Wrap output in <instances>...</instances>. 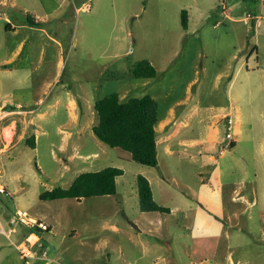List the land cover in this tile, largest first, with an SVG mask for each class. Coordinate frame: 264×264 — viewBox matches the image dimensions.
Listing matches in <instances>:
<instances>
[{
  "label": "rangeland",
  "instance_id": "1",
  "mask_svg": "<svg viewBox=\"0 0 264 264\" xmlns=\"http://www.w3.org/2000/svg\"><path fill=\"white\" fill-rule=\"evenodd\" d=\"M215 3L0 0V183L10 193L0 194V264H264L260 73H250V87L242 93L249 101L241 102L236 144L225 148L218 141H208L206 134L211 118L207 108L222 104L225 114L230 111L228 80L216 88L213 76L229 61L227 55L235 54L231 64L237 63L236 69L241 65L244 74L247 67L250 71L257 67L256 53L249 55L256 45L258 67H264V0H226L234 18L258 14L257 35L249 45L252 19L245 23L222 18L214 27L208 13L215 11ZM182 9L193 14L186 30L181 25ZM34 19L41 22L33 26L40 27H28L21 59L5 68L2 61L12 41L5 35L4 22L31 25ZM242 56L248 63L238 60ZM142 59L156 68V77L131 76V65ZM203 66L208 68L204 75ZM192 76L196 80L185 106L189 117L179 135L189 143L181 145L173 138L166 152L160 120L157 166L134 161L127 151L110 147L94 135L97 99L111 93L121 100L149 94L162 117ZM68 97L79 102L77 122L67 120ZM57 99L61 104L53 107ZM194 104L197 111L191 113L188 107ZM9 109L20 112L2 111ZM41 112L44 118L39 117ZM230 115L233 133L235 118ZM24 117H33L34 123ZM11 123L12 135L6 143L4 133ZM215 126L217 135L225 137L226 121ZM30 134L36 136L34 148L26 141ZM107 166L123 170L113 195L39 199L43 190L67 187L80 172ZM139 174L149 180L155 202L169 212L141 210ZM17 211L49 227L32 229L46 249L45 258H28V263L21 258L18 244L29 234ZM29 238L27 243L35 236Z\"/></svg>",
  "mask_w": 264,
  "mask_h": 264
},
{
  "label": "trees",
  "instance_id": "2",
  "mask_svg": "<svg viewBox=\"0 0 264 264\" xmlns=\"http://www.w3.org/2000/svg\"><path fill=\"white\" fill-rule=\"evenodd\" d=\"M180 17L181 25L186 30L188 11L182 9ZM40 22L34 19L30 24L39 25ZM130 74L134 79H148L156 77L157 70L149 61L142 59L131 65ZM93 107L97 122L91 129L100 141L110 147H119L127 151L134 161L143 165L154 167L158 165L155 126L160 115L158 103L151 95L121 100L117 93H111L97 99ZM26 141L32 148L35 147L34 134H31ZM230 145L234 146L232 141ZM122 174L123 170L115 166L83 171L76 175L67 187L55 186L43 190L39 193V199L75 198L79 200L84 197L113 195L117 192L116 178ZM136 183L142 211H170L168 207L155 202L150 182L145 176L137 175ZM32 229L26 226V234L33 233Z\"/></svg>",
  "mask_w": 264,
  "mask_h": 264
},
{
  "label": "crops",
  "instance_id": "3",
  "mask_svg": "<svg viewBox=\"0 0 264 264\" xmlns=\"http://www.w3.org/2000/svg\"><path fill=\"white\" fill-rule=\"evenodd\" d=\"M212 1L214 3L218 2V3H215L216 4L215 11L212 12L213 14L211 13V16H209V13H208V17H212V21L214 20V23H213L214 27L218 26L221 23L222 18H226L232 21H238V20L242 21L241 20L242 16L235 17V18L232 17L231 15L232 11H230V9L226 7V0H222V2H219V0H212ZM253 1L261 2L262 0H253ZM251 14L254 16V17L252 16V22H250L252 26L251 29L253 31L251 29L249 30L251 31V34H249V43L247 44L246 42L247 45H249L252 42L251 40L255 38L257 35V30H255L254 27H256L255 22H256V17L258 14L256 12H252ZM200 15H201V12H200ZM191 17H193V14L190 12L188 13V25H189V20L191 19ZM194 17L198 18V12L194 14ZM6 20L10 21L9 18H7ZM7 21L4 22V25L2 27H4V30L6 32L5 35H7V38L12 42L8 46L7 53L5 54L4 60L2 61V64L3 66H5V68L7 65L11 66V64H14L16 60L21 59L25 43L28 40V36H27L28 33H26L28 30V27L30 30L38 29L37 27H40V26L28 25L22 21H17V22H7ZM57 43L59 42L57 41ZM253 51L256 53L255 60H256L257 67L253 68L251 71L247 67L244 74H241V65H239L236 69L235 65L237 63L231 64L232 59L235 57V54L232 53V54H228L225 59L229 61L224 63L223 66L218 67L213 72L216 88H220L223 82H225L226 79L228 80L227 86H225V90L227 91V99H228L227 107L230 111L228 114H225L224 110L226 106L222 104L211 105L209 108H207L209 112H211L210 122L208 124V129L206 131L207 140L211 142L218 141L222 144V146L225 145L226 148L229 146H230L229 148H231L230 141H232L233 144L235 145L238 138H240L239 127H240V120L242 118V112H241L242 103L241 102L249 101V96L247 95L243 96L242 93L245 92V90L247 91L250 87L249 84L247 83V81H249L251 77L250 73H260L259 75L262 78V80L259 82L257 88L258 89H260V87L264 88V67L263 68L258 67V63H259L258 57L259 56L257 55L258 49L256 45L251 47L249 51V55H251ZM60 54L61 53L59 52L58 61H61ZM241 58H244V56L240 57V59L238 60H241ZM244 60H246V63H248L247 58H244ZM262 60H264V57H262ZM207 69L205 66L202 67V75L206 73ZM237 77H241V78L239 79L240 82L236 85ZM195 80H196L195 76H192L191 78L187 79V81L184 84L181 95L167 104L164 115H162V117H160L159 119V121L163 120L162 125H163L164 141H165L164 150L166 152L170 151L169 147L171 145V141L173 138H177L176 142L181 145H185L186 143H189V142H186L185 139H182L181 136L179 135H180L182 128H184L187 124V120L189 116L186 114L185 106L189 104V98L191 96V87L193 86ZM250 91H252V89H250ZM257 97H260V96L257 95ZM251 99H252L251 101H253V96ZM60 104H61V101L57 99L52 104V106L58 107ZM64 108L67 112V115H66L67 120H69L70 122H77L79 120L81 110L80 111L78 110V108L80 107H79V102H77V100H75L73 97H68L64 103ZM196 109H197L196 104L190 105L188 107V110L191 113L196 112L197 111ZM231 112L233 113L234 118H235V123L233 125L234 131L232 133V138L227 139L224 136L217 135L218 129L215 126V124L221 121L225 122L227 117L231 118L232 120V117L230 115ZM44 115H45V112H41L39 114V117L44 118ZM24 121L29 122V123H34V118L24 117ZM155 129L157 131L156 144L158 147L159 146L158 138L161 136V132L159 131L157 125L155 126ZM35 142H36V136H35ZM194 142L196 143L197 140L195 139ZM33 236L36 237V235L34 234Z\"/></svg>",
  "mask_w": 264,
  "mask_h": 264
},
{
  "label": "built area",
  "instance_id": "4",
  "mask_svg": "<svg viewBox=\"0 0 264 264\" xmlns=\"http://www.w3.org/2000/svg\"><path fill=\"white\" fill-rule=\"evenodd\" d=\"M209 16H211V14H209ZM252 19V15L247 14L246 16L243 17V22L245 23H249V20ZM17 107H22L21 104H17ZM2 109H4V107L1 106ZM5 114L8 113H18L20 112V110H16V109H9V110H2ZM226 126H227V131L225 133V137L227 139H231L232 138V133H231V128H232V120L231 118L227 117L226 118ZM225 147V145L223 146ZM226 148V147H225ZM222 152V150H221ZM0 194H6L9 195L10 193L6 190L4 184L0 183ZM24 213H26L25 211H23ZM21 216V215H20ZM21 216L20 221L27 225L29 228H34L37 227L39 229H49V227L47 226L46 223H44L42 220L39 219H35L32 217H25ZM10 231H12V229H10ZM33 233H29V236H32ZM29 236L27 237V239L29 240ZM28 240H24L22 241L20 244H18V247L20 248V256L21 258H23L25 260V263L29 262L28 258H45L47 252L46 249L43 247V244L40 242V240L37 238V236L34 238V240H32L31 243H27ZM24 242L27 243L28 246H24Z\"/></svg>",
  "mask_w": 264,
  "mask_h": 264
},
{
  "label": "bare ground",
  "instance_id": "5",
  "mask_svg": "<svg viewBox=\"0 0 264 264\" xmlns=\"http://www.w3.org/2000/svg\"><path fill=\"white\" fill-rule=\"evenodd\" d=\"M161 124V123H160ZM159 124V125H160ZM12 128H13V123L10 124V126L7 128L8 131L4 133V138L6 143L10 142L11 135H12ZM17 213L21 216H24V213L22 211H17ZM32 238V237H31Z\"/></svg>",
  "mask_w": 264,
  "mask_h": 264
},
{
  "label": "water",
  "instance_id": "6",
  "mask_svg": "<svg viewBox=\"0 0 264 264\" xmlns=\"http://www.w3.org/2000/svg\"><path fill=\"white\" fill-rule=\"evenodd\" d=\"M230 147V146H229Z\"/></svg>",
  "mask_w": 264,
  "mask_h": 264
}]
</instances>
